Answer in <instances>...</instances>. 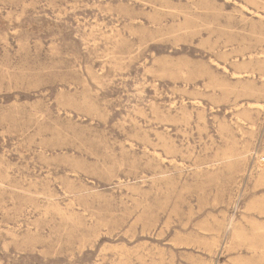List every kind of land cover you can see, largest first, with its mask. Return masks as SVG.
<instances>
[{
    "label": "rangeland",
    "instance_id": "rangeland-1",
    "mask_svg": "<svg viewBox=\"0 0 264 264\" xmlns=\"http://www.w3.org/2000/svg\"><path fill=\"white\" fill-rule=\"evenodd\" d=\"M0 264H264V0H0Z\"/></svg>",
    "mask_w": 264,
    "mask_h": 264
}]
</instances>
